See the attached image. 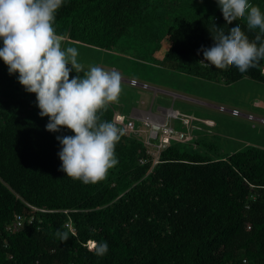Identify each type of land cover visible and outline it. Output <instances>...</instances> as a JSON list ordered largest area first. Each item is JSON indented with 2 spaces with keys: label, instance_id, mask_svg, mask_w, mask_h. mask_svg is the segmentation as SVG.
<instances>
[{
  "label": "trees",
  "instance_id": "trees-1",
  "mask_svg": "<svg viewBox=\"0 0 264 264\" xmlns=\"http://www.w3.org/2000/svg\"><path fill=\"white\" fill-rule=\"evenodd\" d=\"M251 3L264 13V0ZM186 4L67 0L53 27L64 37L61 46L124 51L131 43H165L161 52L158 46L147 52L165 70L224 85L264 84V57L244 73L231 64H200L208 57L198 49L212 42L214 22L226 28L234 21L219 6L175 15ZM234 19L253 40L259 28ZM16 76L0 61V264H264L263 148L227 154L204 131H192L188 140L169 141L153 164L140 134H120L118 163L103 179L83 184L59 170L56 136L73 133L45 130L48 117L39 116L35 94ZM115 112L109 103L101 119L111 121ZM16 215L22 227L10 232ZM57 229L68 238L61 241ZM93 240H106L108 252L95 255Z\"/></svg>",
  "mask_w": 264,
  "mask_h": 264
},
{
  "label": "clouds",
  "instance_id": "clouds-1",
  "mask_svg": "<svg viewBox=\"0 0 264 264\" xmlns=\"http://www.w3.org/2000/svg\"><path fill=\"white\" fill-rule=\"evenodd\" d=\"M66 2L0 0V61L9 74H17L27 93L35 94L39 116L48 117L45 130L56 132L63 126L73 133L56 136L59 170L83 184H92L118 163L114 148L121 130L110 120L101 119V110L118 99L121 74L99 65L82 70L77 48L61 47L64 37L54 30L53 22ZM216 2L226 21L234 22L226 28L214 22L215 28L209 29L212 42L201 45L198 51L219 66L231 64L244 73L264 57V13L251 0ZM237 16L246 19L248 29L259 28L253 40L241 30L240 22L234 19ZM256 41H261L259 46ZM70 72L76 73L71 79ZM54 234L61 241L68 238L60 229ZM91 248L95 255L103 256L109 245L106 240H93Z\"/></svg>",
  "mask_w": 264,
  "mask_h": 264
},
{
  "label": "rangeland",
  "instance_id": "rangeland-1",
  "mask_svg": "<svg viewBox=\"0 0 264 264\" xmlns=\"http://www.w3.org/2000/svg\"><path fill=\"white\" fill-rule=\"evenodd\" d=\"M188 11H177L175 15L186 14L197 16L199 11L217 7L216 0H186ZM165 43H131L129 49L124 51L91 50L71 44L61 47L74 46L78 50L77 59L82 65V70H87L91 65H99L106 70H117L121 74V92L116 101L109 102L117 113L128 116L131 109L150 111L154 114L157 107L172 108L179 115L166 121L174 131L184 134L189 133L190 125L202 126L203 134L208 142L223 153H231L244 146L252 145L264 149V84L241 79L230 85L202 81L178 72L161 68L154 63L153 57L148 55L157 48L161 52ZM139 55L142 59L139 60ZM160 53L156 59L160 60ZM83 73H79L82 75ZM75 72L69 73V79ZM133 79L139 85L130 86L128 81ZM140 85H145L142 88ZM157 90V91H155ZM159 90L182 95L186 98L201 100L212 106H203L190 100H181L172 95H166ZM221 109V110H220ZM236 110L237 115H231ZM146 114L145 116H147ZM247 116L253 119L249 120ZM153 117V116H152ZM155 119V117H153ZM187 118L189 125H184L183 119ZM205 119L213 122V126L203 124ZM138 128L149 134V125L136 121ZM146 122V121H145ZM195 134L199 133L194 130ZM146 134H140L144 138ZM202 134V133H200ZM202 134V135H203ZM152 142L156 140L152 139Z\"/></svg>",
  "mask_w": 264,
  "mask_h": 264
},
{
  "label": "built area",
  "instance_id": "built-area-1",
  "mask_svg": "<svg viewBox=\"0 0 264 264\" xmlns=\"http://www.w3.org/2000/svg\"><path fill=\"white\" fill-rule=\"evenodd\" d=\"M203 61V62H202ZM206 62L207 64H205ZM200 64L204 67H209L215 64V62L211 61L209 58H203L200 61ZM130 86H136L139 85L136 83L135 80L130 79L128 81ZM142 88H146L145 85H140ZM221 110V109H220ZM236 110L231 111V115H237ZM178 113L174 112L171 109L165 110V113L163 116H155V119L153 122L147 121L146 119L142 120L144 126L149 125V134H146L143 130L136 128L135 122L132 118H129L128 116H125L123 113H115L112 117L111 122H113L121 131L120 134L123 135H138V134H146V136L143 138L144 145L148 148L147 154L152 157L153 164L157 163V154L162 149L166 148L167 144L171 140L176 141H184L188 140L190 138V131L193 129L191 126L190 130L188 129L189 133L184 134L182 132H176L172 129V127L166 123V121L170 118H178ZM249 120H252L253 118L251 116H247ZM146 121V122H145ZM263 123L264 118L259 120ZM184 125H189L190 122L187 118L183 119ZM204 124L206 126H213V122L206 120L204 121ZM152 139L156 140V142H152ZM139 162L143 164L145 160L140 159ZM23 218L19 215H16L14 217L13 224L8 227L7 229L10 232H13L15 230H18L22 227L23 224ZM66 226H68L66 224ZM249 229V227H248Z\"/></svg>",
  "mask_w": 264,
  "mask_h": 264
},
{
  "label": "crops",
  "instance_id": "crops-1",
  "mask_svg": "<svg viewBox=\"0 0 264 264\" xmlns=\"http://www.w3.org/2000/svg\"><path fill=\"white\" fill-rule=\"evenodd\" d=\"M155 91H157V90H155ZM159 92H161L163 94H166V95H172L174 98H178V99H181V100H190V101L196 102L197 104H201L203 106H212L211 104H209L207 102H203L201 100H194V99H191V98H186V97H183L182 95L169 93V92H166V91H163V90H159ZM170 109L173 110L172 108H170ZM165 110H168V109H163L161 107H157L156 112L154 114H152V113H150L149 110L148 111H139V110H136V109H131L129 114H128V117L132 118L135 123H136V121L142 122V120H144V119H146L147 121H154L153 117L160 116V115L163 116V114L165 113ZM174 112H176V111H174ZM115 113H117V112H115ZM146 114H148V115L145 116ZM206 120H209V119H205L204 121H206ZM204 121H203V124H204ZM209 121H211V120H209ZM142 124H143V122H142ZM191 126L193 127V129H191L190 133L192 131H194V130L200 131L202 129V126H200V125H195V126L190 125L189 126V130H190ZM176 132H180V131H176Z\"/></svg>",
  "mask_w": 264,
  "mask_h": 264
},
{
  "label": "bare ground",
  "instance_id": "bare-ground-1",
  "mask_svg": "<svg viewBox=\"0 0 264 264\" xmlns=\"http://www.w3.org/2000/svg\"><path fill=\"white\" fill-rule=\"evenodd\" d=\"M150 122H153V121H150Z\"/></svg>",
  "mask_w": 264,
  "mask_h": 264
}]
</instances>
